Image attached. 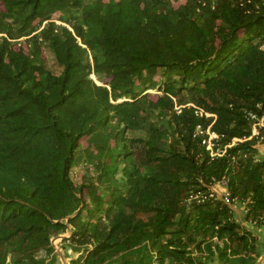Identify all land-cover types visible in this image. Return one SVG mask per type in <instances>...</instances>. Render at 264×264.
I'll return each mask as SVG.
<instances>
[{"label":"trees","instance_id":"1","mask_svg":"<svg viewBox=\"0 0 264 264\" xmlns=\"http://www.w3.org/2000/svg\"><path fill=\"white\" fill-rule=\"evenodd\" d=\"M0 33V264H57L68 232L71 264L256 260L229 202L264 228L259 140L194 134L264 114L263 0H0Z\"/></svg>","mask_w":264,"mask_h":264},{"label":"built area","instance_id":"2","mask_svg":"<svg viewBox=\"0 0 264 264\" xmlns=\"http://www.w3.org/2000/svg\"><path fill=\"white\" fill-rule=\"evenodd\" d=\"M57 22L62 23L61 21H57ZM0 35H5V34L0 33ZM188 106H192V104L190 103V104H188ZM176 109L180 112L181 106H176ZM198 114H200V115L205 114L206 116H215V114L209 113V112H204V110H202V109L198 111ZM248 117H249L251 124H252V132L249 136H245L243 138L235 137L228 142H224L223 136L218 134L217 132L213 131L211 128V125H209L206 128L203 127L202 125H198L196 130H195L194 135L196 137L201 138L202 145L206 148V150L209 152V154L212 158L221 157L227 153V150L229 148L237 145L240 142H244V141L250 140L252 138H257L259 140V142L264 141V114L258 115L254 112H249ZM218 183L226 187L224 181H218L215 184H218ZM214 194H216V192L213 190V187H212V193L210 195L213 196ZM222 198L229 201L230 200L229 191H226L224 193V195L222 196ZM54 238H56V237H54ZM54 238H53V243L55 241Z\"/></svg>","mask_w":264,"mask_h":264},{"label":"crops","instance_id":"3","mask_svg":"<svg viewBox=\"0 0 264 264\" xmlns=\"http://www.w3.org/2000/svg\"><path fill=\"white\" fill-rule=\"evenodd\" d=\"M256 147L258 149V156L264 157V141L259 142ZM213 190L216 192V194L220 198H222L224 193L228 191V189L225 186L219 183L213 186ZM229 203L231 204V207L233 208L237 219L242 221L243 224H245L248 228H250L259 238L261 252L252 264H264V228L256 227L252 223L245 221L246 209L244 208L243 205H240L238 203H231V202ZM64 237H67V236L64 234L62 235V239ZM62 239L58 242V244L54 243L56 247V251L59 253V258L60 260H62V263L63 262L65 263L63 259H66L68 264H71V259L75 256V253L70 247L68 249H64L62 247V243H61ZM59 243L61 244V247H59ZM213 264H224V263L217 261V262H214Z\"/></svg>","mask_w":264,"mask_h":264},{"label":"rangeland","instance_id":"4","mask_svg":"<svg viewBox=\"0 0 264 264\" xmlns=\"http://www.w3.org/2000/svg\"><path fill=\"white\" fill-rule=\"evenodd\" d=\"M89 1H90V0H85V3L87 4ZM105 1L108 2V1H111V0H105ZM173 2H174V5H175V6H178L180 3L185 2V0H173ZM54 19H55L56 21H61V22H62V20H60V15H59V14H55ZM23 39H24V38H21V40H23ZM43 56H44V58H45V63H46V65H47V67H48L51 71H53V72L56 73V74L61 73V71H62V67L57 63V61H56V59H55V56H54L53 52L48 48V46H44V49H43ZM92 77H93V78H96L95 75H93ZM139 133H140V132H136V131H135V132H131L130 134L133 135V134H139ZM84 166L86 167V164L80 161V163L78 164V169H79L80 167H84ZM78 169L74 171V174H76L77 177H79V176L81 175V172H79ZM65 235H66V236H69L70 233L68 232V233H66ZM54 239H55L54 243H55V244H58V242L62 239V235H60V236H58V237H56V238H54ZM59 247H61V244H60V243H59ZM63 260L65 261V263H64V262L62 263V260H60V258H59V262H58L57 264H68V262H67L66 259H63Z\"/></svg>","mask_w":264,"mask_h":264},{"label":"water","instance_id":"5","mask_svg":"<svg viewBox=\"0 0 264 264\" xmlns=\"http://www.w3.org/2000/svg\"><path fill=\"white\" fill-rule=\"evenodd\" d=\"M264 1V0H263Z\"/></svg>","mask_w":264,"mask_h":264}]
</instances>
